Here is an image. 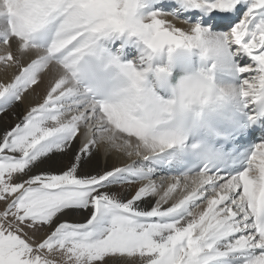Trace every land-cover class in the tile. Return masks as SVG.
Segmentation results:
<instances>
[{"label": "snow or ice", "instance_id": "obj_1", "mask_svg": "<svg viewBox=\"0 0 264 264\" xmlns=\"http://www.w3.org/2000/svg\"><path fill=\"white\" fill-rule=\"evenodd\" d=\"M0 264H264V0H0Z\"/></svg>", "mask_w": 264, "mask_h": 264}, {"label": "bare ground", "instance_id": "obj_2", "mask_svg": "<svg viewBox=\"0 0 264 264\" xmlns=\"http://www.w3.org/2000/svg\"><path fill=\"white\" fill-rule=\"evenodd\" d=\"M36 92L40 93V95L42 96L43 95V85H41L40 87L36 88ZM33 103H35V101L33 100V97L32 96H28L26 98V100L24 101V108L30 106ZM7 119H11V117H8ZM7 119H6V121H4L5 123L7 122Z\"/></svg>", "mask_w": 264, "mask_h": 264}, {"label": "rangeland", "instance_id": "obj_3", "mask_svg": "<svg viewBox=\"0 0 264 264\" xmlns=\"http://www.w3.org/2000/svg\"><path fill=\"white\" fill-rule=\"evenodd\" d=\"M24 109V105L21 106V111Z\"/></svg>", "mask_w": 264, "mask_h": 264}]
</instances>
